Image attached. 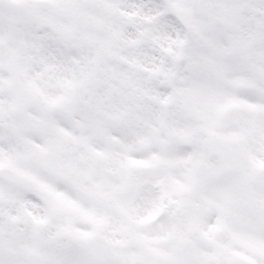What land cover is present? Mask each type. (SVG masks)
I'll return each instance as SVG.
<instances>
[{
	"label": "snow or ice",
	"instance_id": "obj_1",
	"mask_svg": "<svg viewBox=\"0 0 264 264\" xmlns=\"http://www.w3.org/2000/svg\"><path fill=\"white\" fill-rule=\"evenodd\" d=\"M0 264H264V0H0Z\"/></svg>",
	"mask_w": 264,
	"mask_h": 264
}]
</instances>
